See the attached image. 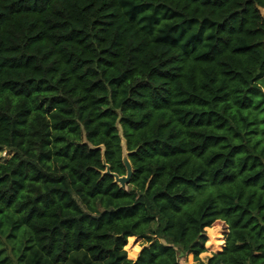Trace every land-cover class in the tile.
I'll list each match as a JSON object with an SVG mask.
<instances>
[{
  "label": "trees",
  "instance_id": "1",
  "mask_svg": "<svg viewBox=\"0 0 264 264\" xmlns=\"http://www.w3.org/2000/svg\"><path fill=\"white\" fill-rule=\"evenodd\" d=\"M259 8L0 0V264H264Z\"/></svg>",
  "mask_w": 264,
  "mask_h": 264
},
{
  "label": "rangeland",
  "instance_id": "2",
  "mask_svg": "<svg viewBox=\"0 0 264 264\" xmlns=\"http://www.w3.org/2000/svg\"><path fill=\"white\" fill-rule=\"evenodd\" d=\"M10 154L9 152H3L1 154V159H4ZM225 231V228L221 224H215L212 227L206 228L205 233L208 237V240L205 243V247L207 248V251L200 254V258L202 261H205L206 258L214 251L218 250L220 248V243L223 242V232ZM129 243V242H128ZM133 246L137 248L135 253H131L127 248V253L129 258H134L137 254L138 250L140 249V241H135L133 239L132 241ZM128 245V244H127ZM180 262L182 264H193V257L192 255H188L186 258H181Z\"/></svg>",
  "mask_w": 264,
  "mask_h": 264
},
{
  "label": "water",
  "instance_id": "3",
  "mask_svg": "<svg viewBox=\"0 0 264 264\" xmlns=\"http://www.w3.org/2000/svg\"><path fill=\"white\" fill-rule=\"evenodd\" d=\"M259 11H260L262 18L264 19V9L259 8ZM122 162H123V165L125 167V175L119 176L115 173H111L107 166H106L105 173L112 175L114 178V182L117 183L120 187L125 188L129 182V179L131 176V165L127 159L126 151L124 149H123V153H122Z\"/></svg>",
  "mask_w": 264,
  "mask_h": 264
}]
</instances>
